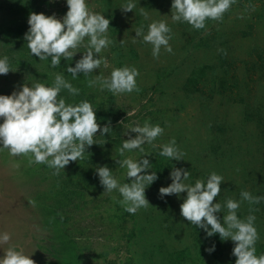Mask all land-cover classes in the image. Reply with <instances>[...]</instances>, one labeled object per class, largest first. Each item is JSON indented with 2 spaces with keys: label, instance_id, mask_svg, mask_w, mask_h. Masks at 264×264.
Here are the masks:
<instances>
[{
  "label": "rangeland",
  "instance_id": "374dc122",
  "mask_svg": "<svg viewBox=\"0 0 264 264\" xmlns=\"http://www.w3.org/2000/svg\"><path fill=\"white\" fill-rule=\"evenodd\" d=\"M118 1L88 0L91 11L104 14L106 18L110 19L107 34L112 41L109 47L100 54L106 57L107 67L101 64L99 69L89 74V79H93L99 74L105 77L110 76L113 68L134 66L139 70V76L136 78L138 91L134 90L132 93L113 95L107 90L101 91L98 86L89 87L86 82L88 95L93 97L92 102L94 104H92L96 109L98 122L103 126V124L110 121L112 127L111 133L105 134V137L99 136V132H97L96 141L98 146L99 143H104V140L108 138L114 140L120 138V143H110L111 148H109V157L118 159V146L121 147L124 139H128V136L124 135L128 126L134 123L143 125L146 120H150L152 124L158 123L164 128L163 134L153 142L155 146L144 145L146 151L152 154L148 157L152 163L154 160L151 159L152 156H155V152L160 150V146L168 141L165 137L168 136V131H171L170 127L175 123L174 117L179 121L178 125L184 126V128L196 127L203 132L204 128L201 125L199 126L197 117L202 115L204 109L221 110L222 112L226 111L229 116L228 119L236 124L233 129L228 131L227 136L232 139L240 137L239 143L235 142L238 143L239 148H246L240 154V157H245L249 162L253 160L252 158H255L256 166L252 167L258 173L261 161L256 148L264 147V139L256 136L259 129L258 125L264 118V106H262L264 105V75L261 74L262 71L264 72V68L260 66L262 60L260 56L264 60V12L258 11V9L264 6V0H255V7H250L251 5L247 0H235L230 9L220 19L210 20L205 30L206 35L211 32L210 30L216 29L218 24L224 22L232 24L240 18L238 19V27L235 29V32L238 33L233 38V43H236L233 44L236 48V53L233 56L236 57L237 61L233 63L230 60V63H228L231 64L230 70L225 71L222 68L216 70L217 76L213 85L218 82L217 78H225L226 90L222 86L219 89L215 88L214 94L211 96L212 94L209 92V87H212L211 79H200L198 88L204 94V97L197 93L178 91L183 82L194 76L190 64L184 60L183 53L189 48L187 47L190 43L189 40L200 35V33L203 34L204 29H194L186 22H174L171 19L172 0H138L139 5H136V9L126 13L120 9L123 4H117ZM41 2L40 13L46 15L55 14L59 18L66 14L68 10L66 0H41ZM4 14H0V17H3ZM145 14H147V18H145ZM12 15V17L11 14L8 15L4 20L10 22L11 19L12 22L19 21L20 23L24 20V23L28 24L30 14H27L25 19H21L22 14L18 13V10L15 15L14 13ZM154 20H164L171 28L169 43L173 51L168 53L162 47L158 58H154L152 55V45L143 42L142 38H137L136 42L133 43V37L136 36L135 30L143 28V31L147 33L148 25ZM251 20L253 21L250 22ZM115 21L119 25L116 34H114V28L111 27L112 22ZM247 21L250 23H247ZM248 24L249 26H247ZM240 32H252V34L249 38L241 40ZM25 49H28L27 45H25ZM244 49L254 50L255 66H253L251 58H247L248 55L244 53ZM137 50L138 55H135V59H131V51L135 52ZM78 51L83 52L85 49L80 47ZM82 55V53H77L73 61L75 62ZM202 55L203 53H200V57L197 56V59L203 63L196 67L194 72L207 77L209 74L203 75V73L214 71L217 65L214 62L206 61L207 58L202 59ZM62 60L65 61L63 58ZM244 60H247L246 64L241 63ZM177 68L181 71L179 74H177L179 71H175ZM57 72L59 71L54 70L53 75ZM181 79L183 80L181 81ZM52 80H50V84ZM31 81L34 82L35 80ZM25 83L30 84L21 75L14 77L13 82L9 83L3 75H0V94L10 95ZM242 98L249 104L248 107L243 105ZM220 101H223V104ZM66 102L69 103L67 100ZM252 109H254L253 114L250 115L249 111ZM99 113L101 114L99 115ZM169 119L171 120L169 121ZM262 124L264 126V123ZM131 135L134 137L136 133H131ZM177 140H179V143L184 142L183 138ZM212 145L216 149L213 141ZM221 149L219 148V150ZM129 155L134 159H139L143 154L139 153L138 150L131 153L126 151L125 156ZM30 156V153L12 156L7 149L0 152V233L9 232L12 234V239L2 247L4 249L12 247L18 251L22 250L24 254L31 256L35 264H53L52 259L46 252V248L51 245L48 240L49 232L44 228L45 223L41 222V213L35 212L29 201H35V196H48L55 191L53 184L51 185L53 178L41 181L43 178L41 175L45 173V168L54 174L55 172L45 166L40 169L39 164L29 163ZM83 164L73 166L72 170L70 169L72 165H66L64 170H61L59 174H55L60 176L59 181L63 184L68 179V175H72V179L77 174L82 177V182L79 184L77 191L73 193L76 194L75 197L59 205L58 211L62 214V225L65 230L79 244L84 258L83 264H128L131 260L132 264H137V256H133L132 252L136 247L133 248L132 244L127 241L125 233L128 227L125 228L124 226L126 225L125 222L127 223L126 226H130L134 220L130 218V214L122 219H118L117 216L120 214V210L124 209L118 203L122 197L117 191L104 192L105 189L100 185L95 172L97 166L103 165L97 164V162L92 166ZM112 170L113 175L120 183L128 182L125 169L116 164ZM73 173H76V175H73ZM256 173H254L255 177ZM74 180L76 179L74 178ZM263 181L260 180L262 183ZM235 182L237 184V179ZM241 184H243V187L247 186L246 183L241 182ZM261 190H264V183L261 184ZM147 191H151L146 188L145 194L148 199L149 194ZM262 244H264V238ZM3 248H0V256L4 255ZM231 253L232 250L227 255V264H235L236 257L232 256ZM257 255H259V251Z\"/></svg>",
  "mask_w": 264,
  "mask_h": 264
},
{
  "label": "clouds",
  "instance_id": "9594fccd",
  "mask_svg": "<svg viewBox=\"0 0 264 264\" xmlns=\"http://www.w3.org/2000/svg\"><path fill=\"white\" fill-rule=\"evenodd\" d=\"M235 0H172L171 19L174 22H186L194 29H204L206 20H218L227 12ZM68 10L62 17L55 14L46 15L32 12L28 18L29 28L24 39L31 55L39 57L40 61H49L50 67L61 65L65 61H73L77 53L83 55L66 68L73 80L80 74L88 76L104 64L107 59L100 55L109 47L108 30L110 19L104 14L93 12L88 6V0H66ZM136 7L134 0H126L120 7L123 12H131ZM147 18V14H145ZM137 38L152 45V55L158 58L161 48L168 53L173 49L171 28L164 21H152L145 33L143 28L135 30ZM123 43V41H122ZM83 47L85 51L78 49ZM13 71L7 56H0V75ZM139 70L134 66L113 68L110 76L96 75L87 81L89 87L98 86L101 91L107 90L113 95L132 93L137 88ZM63 90L72 96H78L80 89L67 79L63 72L54 75L52 83L45 84L36 80L31 84H23L10 95L0 94V152L5 149L10 155L19 156L31 154L29 163L45 164L53 169L55 174L70 162L81 160L85 152L93 144H97L94 137H105L112 131L111 122L101 125L98 122L96 109L88 100L78 103H67L60 95ZM164 128L160 124H152L146 120L143 125L130 124L119 148L122 159L116 162L120 168L125 169L128 182L120 183L113 175V170L107 165L97 166L95 172L99 183L107 193L117 191L122 197L118 203L130 214H135L139 209L147 207L149 200L146 198V188L159 179L144 145H154L157 137L161 136ZM131 133H136L133 137ZM159 155L171 160L182 161L183 153L176 145L173 138L168 143L160 146ZM138 150L143 154L139 159L125 156V152ZM171 183L161 186L158 195L161 199L175 194L182 197L180 215L190 224L204 231L207 238L216 234L222 241L231 240L234 243L231 255L236 257L235 264H264V253L257 255L256 243L259 233L255 226V215H248L241 219L237 210L243 201L250 205L259 204L264 196H253L248 191L240 192V199H226L222 205L216 200L221 193L223 176L215 171L211 172L206 180L196 179L194 183L188 182L190 172L183 167H172L169 173ZM115 199V197H114ZM222 208H226L223 219L219 217ZM12 239L9 232L0 233V248ZM4 249V248H3ZM210 254L216 250V244L205 249ZM0 264H35L31 256L12 247L4 249L0 256Z\"/></svg>",
  "mask_w": 264,
  "mask_h": 264
},
{
  "label": "trees",
  "instance_id": "16d2710c",
  "mask_svg": "<svg viewBox=\"0 0 264 264\" xmlns=\"http://www.w3.org/2000/svg\"><path fill=\"white\" fill-rule=\"evenodd\" d=\"M254 1L255 0H247L251 5L250 7H255ZM125 2L126 0H119L117 4H124ZM41 3V0H0V14L5 13L3 17H0V56L8 57L10 67L13 70L3 76L8 80V83L13 82L14 77L21 75L24 80H28L30 84L32 82L31 80L36 81L37 79L42 83L50 84V80H52L54 76L53 71L57 70L63 72L66 78L71 80L73 85L80 89L78 96L70 95L67 90H63L60 93L61 96L65 97L69 103H78L80 100H88L94 104V102H92L93 97L88 95L86 89V82L90 78L89 75L84 76L80 74L77 79L73 80L71 74L66 71L69 64L72 63V66H75V62L71 60L67 62L61 60V65L56 68L50 67V60L40 61L39 57H36L34 54L31 55L30 50L25 49L26 41L24 36L29 25L24 23V20H22L21 23L19 21L12 22L11 19L10 22L4 20V18L10 14L12 17V13L15 15L17 10L18 13L20 12L22 14L21 19H25L26 15L32 12L39 14ZM134 3L137 6L139 5L138 0H134ZM258 11L264 12V6L259 7ZM238 19L232 24H229V22L218 24L216 29L210 30L212 34L208 32L207 35L205 30L211 19L206 20V27L203 30V34L200 33V35L189 40L190 43L188 44L189 46H187L189 48L183 55L184 60L188 61L190 64L194 76L193 78H188L180 85L179 92L186 91L187 93H197L201 97H204V94L200 92L201 90L198 88L199 82L202 79H211L212 87H209V92L212 94H210L211 96H213L215 88L219 89V87L222 86L223 89L226 90L225 78H217L218 82L215 83L216 85H213V82L216 81V70H220L221 68L225 71L230 70L231 64H228L230 60H232L233 63L237 61L236 57L233 56L236 53V48L233 46V44L236 43H233V38L238 33L235 32L239 23ZM252 21L253 20L250 22ZM250 22L247 21V23ZM117 26L119 27L116 21L112 22L111 27L114 28V34H116V30H118ZM247 26H249V24ZM226 30L230 31L226 32ZM240 34V39L244 40L249 38L252 32H240ZM243 51L248 55V59L251 58L252 64L255 66V58L253 57L254 50L244 49ZM137 52L138 50L135 52L131 51V53L128 52L130 53L131 59L136 58L138 55ZM200 53H203L202 59L207 58L206 61L214 62L217 65L214 71L203 73V75L208 73L209 76L207 77L200 76L194 72L195 68L203 63L197 59V56L200 57ZM260 58L262 59L260 61V66L264 68L263 57L260 56ZM246 61L247 60H244L241 63L246 64ZM175 71H179L177 74L181 72L179 68ZM27 72L29 73L28 75ZM261 74L264 75V72L262 71ZM182 80L183 79H181V81ZM220 102L223 104V101ZM241 102L244 106H249L243 98ZM258 108L263 111L261 107L258 106ZM253 110L254 109L249 111L250 115L253 114ZM100 114L101 113H99V115ZM197 118L199 126L201 125V127L204 128L203 132L196 127L184 128V126L178 125L179 121L174 117L175 123L170 127L171 131H168V136L165 137L168 140L166 143L174 138L176 145L184 154L183 160L175 161L168 157L160 156L159 152L161 149L155 152V156L153 155L151 158L154 159L151 171H156L159 179L148 187L151 191H147L149 194V205L139 209L140 211H137L135 214H130L123 209L124 211L120 210V214L117 215L119 217L118 219H122L130 214V218L134 220L133 224L130 226H126V222L124 226L125 228L128 227L125 233L127 241L132 244L133 248L136 247L132 252L133 256H137V264H227V255L234 247V243L231 240L222 241L219 234L207 238L203 230L196 228V226L190 224L189 221L180 215V204L182 203V197L186 196V193H182L180 197H177L175 194L166 197V199H161L159 197L158 188L161 185L167 186L171 183L169 173L172 167L176 166L188 169L190 172V179L188 182L191 183H194L196 179L206 180L208 175L213 171L223 176L224 180L221 185V193L216 198L222 205L225 203L226 199L229 198L239 200L242 190L250 192L253 196H264V190H261V184L264 183V147L256 148L261 161L260 169L258 168V173H256L255 168L252 167L256 166L254 161L255 158H252L253 160L249 162L245 157H240V154L246 149L239 148L238 141L240 137H234L235 139H232L227 136L228 131L233 129L236 124L228 119L229 116L226 111L222 112L221 110L211 111L204 109L202 115ZM170 120L171 119H169V121ZM262 123H264V118L258 125L259 129L256 134L257 138L261 137L260 139H264V126ZM182 138L184 142L179 143L177 139ZM94 139L97 140V137H94ZM108 139H106L108 141L104 140V143H99L100 147L98 144H93L89 147L83 159L68 164L69 166L72 165L70 169L72 170L73 166H79L81 163H84L83 165L92 166V164L95 165L96 162L97 164L107 165L111 169H114L117 164V159H111L109 157V148H111L110 143H120L121 139ZM212 141L216 149L215 147L213 148ZM118 148H120V146H118ZM219 148L222 149L219 150ZM117 158L119 159L120 156L118 155ZM44 166L47 167L45 164H39L40 169ZM44 170L45 173L41 175L43 177L41 181L53 178L51 185L53 184V189H55V191L48 196H35V201L31 202L30 200L29 203L34 208L35 212L41 213V222L45 223L44 228L49 232L48 240L51 245L46 248V252L52 259L53 264H83L84 258L80 251L79 244L76 239L65 230L62 225V214L58 211L59 205L75 197L76 194L73 193L77 191L79 184L82 182V177L80 174L76 175V173H73V175H76L74 177L76 180H74V178L72 179V175H68V179L63 184L59 181V175H55L50 172L49 169L45 168ZM254 173H256V177ZM232 175L234 176L232 177ZM236 179L238 186L235 182ZM260 180H262L263 183L260 182ZM241 182L246 183L247 186L243 187ZM226 212L227 209L222 208V212L218 214L221 220L223 219V214H226ZM237 214L241 219H246L250 214L255 215V226L259 233V239L256 243L257 254L258 251L259 254L264 253V244H262L264 238V200H261L259 204L252 205H250L248 201H243L240 208L237 210ZM212 243L216 244V250L210 254L205 249L210 247ZM129 260H131V258H129ZM131 261L128 262V264H132Z\"/></svg>",
  "mask_w": 264,
  "mask_h": 264
}]
</instances>
